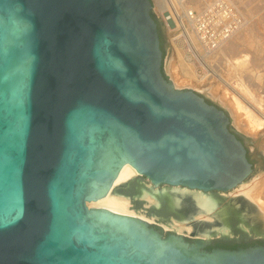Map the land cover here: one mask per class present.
<instances>
[{"label":"water","instance_id":"water-1","mask_svg":"<svg viewBox=\"0 0 264 264\" xmlns=\"http://www.w3.org/2000/svg\"><path fill=\"white\" fill-rule=\"evenodd\" d=\"M153 15L152 0H0V264H264V245L204 249L264 241L238 216L190 242L89 207L124 165L151 189L202 194L263 167L227 112L165 75L178 39L161 26V46Z\"/></svg>","mask_w":264,"mask_h":264},{"label":"rangeland","instance_id":"rangeland-1","mask_svg":"<svg viewBox=\"0 0 264 264\" xmlns=\"http://www.w3.org/2000/svg\"><path fill=\"white\" fill-rule=\"evenodd\" d=\"M159 1L163 2V0H152L155 16L163 27L164 34L171 35L173 38L178 39L173 49L177 48L182 56L181 62L177 59L169 62L171 58L174 60L176 57L175 50H164L163 70L165 75L171 77L172 83L176 89L193 90L205 99L216 102V106L228 113L231 129L236 132L243 141L253 145V147H248L249 157L262 160L263 167L256 169L254 176H250L245 181V184H253L258 177L259 180L263 181L261 182L263 190L262 187L261 190L264 193V134H262L264 130L257 132L251 131V127H249V118L246 111H244L245 109H243L247 108L248 110H252L253 105L254 108L260 105L262 107L261 113L264 115V0H199L198 8L194 7L195 5L193 6L192 2L189 1L188 4H184V6L181 5L180 0H164V3H160ZM222 2L231 5L238 11L241 20L239 17L238 19L242 22L241 27L234 35L229 37L225 43L220 45L216 51L204 52L199 38H197L187 21H183L186 30L182 28L179 15L182 16L186 9L199 12L207 6L212 7L215 5V13L212 14L213 18L211 17L214 22L210 24L213 28L214 23H218L221 20L220 13H218V6ZM189 35L196 40V48H192L194 45H191L192 40ZM197 55H199V57ZM200 57L203 58L204 61L200 60ZM191 76H195L194 78L198 81V84L191 79ZM204 87H212L215 92L218 93V97L206 93ZM244 87L248 93H243L242 88ZM236 92H238V94L240 93V95L242 94V98ZM236 98L242 99L239 104V106L241 105L240 107L237 106V103L235 104V101H238ZM254 110L255 109H253V112H255ZM242 187H244V185H241L236 191L225 194L207 195H210L222 205L228 200L238 197ZM143 189L164 193L165 197L162 200L165 203L161 202V205L155 208L146 206L145 201L139 197V192ZM177 189L184 191L187 188ZM165 191L167 190L151 189L149 180L139 175L125 188L122 194L130 198L132 205L137 211L150 210L156 212L157 214H154L158 218H175L178 215L168 206L169 204ZM229 222L232 225L231 218ZM150 224L154 225L156 228L162 229L164 233L182 235L190 242H192L193 239H202L195 237L193 234H179L175 230L165 229L161 223L151 222ZM236 230L248 231L247 229L240 228L238 221ZM215 236L218 237L219 235ZM203 239H212V237Z\"/></svg>","mask_w":264,"mask_h":264},{"label":"bare ground","instance_id":"bare-ground-1","mask_svg":"<svg viewBox=\"0 0 264 264\" xmlns=\"http://www.w3.org/2000/svg\"><path fill=\"white\" fill-rule=\"evenodd\" d=\"M180 1L181 5L183 6L184 4H188V2L186 1ZM189 2H192L193 6L195 5L194 7H199V0H189ZM160 3H164V0ZM180 25L182 26V24ZM189 37H191L190 39L193 43H191V45H194L192 48H196V40L190 35ZM173 50H175L176 57L174 58V60L173 58H171V60L168 61L171 62L177 59L179 62H181L182 56L180 51L177 48ZM197 56L199 57V55ZM200 60H203V58L200 57ZM194 77H192L191 79L198 84V81ZM204 90L206 93L210 95L213 94L215 97H218V93H216L212 87H207ZM242 90L243 93H248L245 87L242 88ZM236 93L238 94V92ZM238 95L240 97L242 96V94L240 95V93ZM241 98H236L239 101H235V104L237 103V106H239V104L241 103ZM261 108L262 107L260 105L257 108H254L253 105V109H255V112H253V109L248 110L247 108H243L245 109L244 111H246L249 118V127H251V131L257 132L260 130H264V115L261 113ZM262 134H264V132ZM138 176L139 174L135 172L134 167L124 165L110 189L102 197L97 199L96 204L89 205L90 208L106 209L119 215L141 219L149 224L151 222L161 223L165 229L175 230L179 234H193L195 237L202 239L209 238L214 235L230 233L232 225L229 220L231 216H238L237 221L239 222L240 228L247 229L250 232L253 229L264 228V193L262 191L263 187L261 186V182L263 181L259 180L258 177L251 185H246V182H244L242 184L244 185V187L240 189L239 196L228 200L222 205L221 203H219V201L215 200L213 197L207 194H202L189 189H183L184 191H180L177 188L166 189L167 191L165 192L167 194L166 196L167 202L169 204L168 206H170V208L175 211L178 216L175 218L163 219L158 218L154 214L155 212H152L150 210H135L130 198L122 194L124 193L125 188L128 187L130 183ZM139 194V197H141L145 201L146 206H152L153 208L161 205V202H163L162 199L165 197L164 193L154 192L150 189L140 190Z\"/></svg>","mask_w":264,"mask_h":264},{"label":"built area","instance_id":"built-area-1","mask_svg":"<svg viewBox=\"0 0 264 264\" xmlns=\"http://www.w3.org/2000/svg\"><path fill=\"white\" fill-rule=\"evenodd\" d=\"M183 1L188 2L189 0ZM214 6H207L205 9L199 12L186 9V11L183 12V18L178 13L182 28L186 30L183 21H187L189 23V26L196 34L197 38H199L200 44L204 48V52L216 51V49H218L220 45L225 43L229 37L234 35V33L239 30L242 23L240 21L241 19L238 11L231 5L222 2L218 6V13H220L221 20L218 23L215 22L212 28L210 24L214 22L211 19L212 14L215 13ZM238 17L240 20L238 19Z\"/></svg>","mask_w":264,"mask_h":264},{"label":"flooded vegetation","instance_id":"flooded-vegetation-1","mask_svg":"<svg viewBox=\"0 0 264 264\" xmlns=\"http://www.w3.org/2000/svg\"><path fill=\"white\" fill-rule=\"evenodd\" d=\"M218 243L220 246L219 245L217 246ZM257 244L264 245V241L263 240H252L251 238L246 237V236L241 237L238 240H233V239H228V238H218L212 241L210 244L206 245L204 249L207 251L209 247H212L213 249H229L228 247H224L226 245L235 246V249L250 248V247L256 246Z\"/></svg>","mask_w":264,"mask_h":264},{"label":"trees","instance_id":"trees-1","mask_svg":"<svg viewBox=\"0 0 264 264\" xmlns=\"http://www.w3.org/2000/svg\"><path fill=\"white\" fill-rule=\"evenodd\" d=\"M154 19L156 20V22L158 23L159 25V30H160V38H161V46L163 45V35H162V31H161V24L159 22V20L153 15ZM219 245V243L217 244V246ZM220 246V245H219ZM224 247H228L230 250H235V246H224ZM213 248L212 247H209L208 248V251H211Z\"/></svg>","mask_w":264,"mask_h":264}]
</instances>
